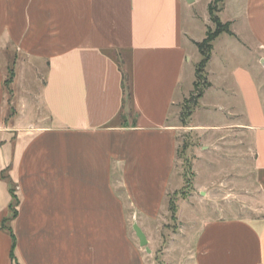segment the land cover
<instances>
[{"label": "crops", "instance_id": "0c3cea01", "mask_svg": "<svg viewBox=\"0 0 264 264\" xmlns=\"http://www.w3.org/2000/svg\"><path fill=\"white\" fill-rule=\"evenodd\" d=\"M196 1L0 0V175L16 197L12 217L0 178V264H152L157 224L177 191L178 105L195 81L188 48L204 39H193L186 14ZM216 16L232 35L212 42L196 108L219 110L220 123L185 129L220 134L224 172L249 174L260 206L194 223L186 262L264 264V0H224ZM9 52L41 77L37 121L21 116L14 63L7 103Z\"/></svg>", "mask_w": 264, "mask_h": 264}, {"label": "rangeland", "instance_id": "374dc122", "mask_svg": "<svg viewBox=\"0 0 264 264\" xmlns=\"http://www.w3.org/2000/svg\"><path fill=\"white\" fill-rule=\"evenodd\" d=\"M213 1L198 0L190 4L188 11H186L187 15L195 18V22L191 27V35L195 41H201L205 38L208 28L212 31L215 29L210 20H207L209 18L208 6ZM217 8L219 10L220 5ZM188 51L192 58L188 69H196L202 56L196 47L194 50L189 47ZM8 55L9 68H13L14 63V69L18 71V83L15 89L20 97L21 116L24 122L37 121L38 116L42 113V110L35 105L40 93L41 77L35 76L34 72L21 65L19 66L18 62L13 60L14 57L11 52ZM203 77L205 78L204 72ZM194 83L195 85L189 87L190 91L188 90L186 97L178 105L176 124L183 129H180L178 137V163L170 187V191L173 192L174 189H177V191L165 203L162 210L163 218L157 224L159 237L153 236L154 239H157L158 244L154 242L151 245L153 253L150 255V263L152 264H187V253L191 249L194 240V232L191 230L194 223L198 226L203 219L212 218L220 210L225 211L228 215L229 213L230 215L240 216L256 214L260 206V198H257L256 190L253 187L254 180L249 174L243 172L242 178H235L234 180L231 178L232 176H228L224 172L230 168L231 164H229V160L220 155L219 151L222 145L221 141L217 139L220 134L209 132V130L197 133L185 129L186 127H192L194 124H219L221 119L219 110L214 113L212 110L197 109L199 99L196 96L200 91L203 93L205 88L202 81H196L195 79ZM186 84L187 82L184 83V90H187ZM5 92L7 103L10 106L13 96L8 85H5ZM21 106H19V109ZM126 108H128V99L126 100ZM173 111H176L175 108ZM209 143L211 152L208 153V151L202 150V147ZM6 173L5 177L10 182ZM225 177L227 179L231 178V182L229 185L219 186L217 183ZM210 184L209 189L199 190L201 192L210 191L216 195L220 193L217 199L212 196L204 198L203 194L201 196L198 194L200 191L197 190V187ZM173 187L177 188L171 189ZM172 206L173 211H170L169 209ZM152 224L150 225L153 227L155 224ZM166 246L167 250L164 251L165 254L162 257V249ZM142 249L147 250L149 254L151 253L149 245Z\"/></svg>", "mask_w": 264, "mask_h": 264}, {"label": "trees", "instance_id": "16d2710c", "mask_svg": "<svg viewBox=\"0 0 264 264\" xmlns=\"http://www.w3.org/2000/svg\"><path fill=\"white\" fill-rule=\"evenodd\" d=\"M224 0H214L212 3L209 4L208 6V13H209V20L210 22L214 25L215 29L212 31L211 29H207L205 38L203 39L202 42L195 44L200 55L202 56L201 61L198 63L195 69V79L196 81H202L203 87L206 88L208 86L205 78L203 77V72L205 69L206 64L209 61L210 57V52L212 48V42L216 37H218L221 34H227V35H232L230 30H229V24H222L219 19L217 18L216 14L218 12V6L222 4ZM203 77V78H202ZM14 79V70L13 68H8L7 71V76L5 77V82L4 85H8L10 91L11 90V84ZM128 81H129V76L126 74H122V84H123V92L124 95L127 93L129 99L131 100V93L130 91L128 92ZM195 85V83H194ZM202 95V91L198 93L196 96L197 99H199ZM0 178L4 180L8 184L9 192L12 198V203L9 206V209L11 211L12 217L15 216V204H16V197L14 195L13 188L11 187V183L7 181L5 175L2 173L0 175ZM170 211H173V206L170 207Z\"/></svg>", "mask_w": 264, "mask_h": 264}, {"label": "water", "instance_id": "95a60500", "mask_svg": "<svg viewBox=\"0 0 264 264\" xmlns=\"http://www.w3.org/2000/svg\"><path fill=\"white\" fill-rule=\"evenodd\" d=\"M187 3H190L191 0H186ZM133 231L135 232L136 238L139 241V246L141 248H146L147 247V241L146 238L144 236V234L142 233V231L137 227V225H133Z\"/></svg>", "mask_w": 264, "mask_h": 264}]
</instances>
